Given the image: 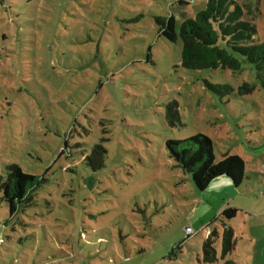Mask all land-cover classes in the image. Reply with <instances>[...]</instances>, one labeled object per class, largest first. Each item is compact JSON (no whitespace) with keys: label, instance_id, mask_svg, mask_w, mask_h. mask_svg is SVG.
Returning <instances> with one entry per match:
<instances>
[{"label":"rangeland","instance_id":"1","mask_svg":"<svg viewBox=\"0 0 264 264\" xmlns=\"http://www.w3.org/2000/svg\"><path fill=\"white\" fill-rule=\"evenodd\" d=\"M180 1L0 0V264H264V79L244 60L239 72L182 68L180 38L157 20L178 31L205 1ZM251 4L263 41L264 0ZM196 134L216 162L243 159L240 186L197 191L166 147ZM10 165L39 183L13 216ZM227 207L235 244L222 256Z\"/></svg>","mask_w":264,"mask_h":264},{"label":"trees","instance_id":"2","mask_svg":"<svg viewBox=\"0 0 264 264\" xmlns=\"http://www.w3.org/2000/svg\"><path fill=\"white\" fill-rule=\"evenodd\" d=\"M205 6L194 17L180 24L177 31L176 19H158L160 34L168 42L181 40V67L188 70H225L239 72L242 61L253 65L257 75L264 79V40H258L257 27L254 23L252 0H204ZM180 3L186 4L185 0ZM207 87L214 92L222 93L218 86L209 83ZM243 90V91H242ZM252 88L244 85L239 92L248 93ZM229 91L225 88V92ZM168 116L177 117V113L167 110ZM171 157L185 173L191 176L197 191L204 192L210 183L220 177L228 178L232 185L238 187L245 176V162L238 155H225L216 162L212 140L196 134L186 140L166 142ZM105 150L95 146L88 159L93 168L103 166ZM93 159V162H92ZM7 177L1 182L3 200L9 204L10 216L19 209L29 207L33 194L39 187L38 178L24 173L20 167H7ZM237 209L224 208L218 220L222 225V256L234 249L233 230L227 224L236 217ZM217 219V218H216ZM224 219L225 221H223ZM217 220V221H218ZM217 236L216 228L203 243L202 253L206 263L217 261L213 236ZM182 244L178 245L179 250ZM177 256V252H175ZM228 264V263H225Z\"/></svg>","mask_w":264,"mask_h":264},{"label":"crops","instance_id":"3","mask_svg":"<svg viewBox=\"0 0 264 264\" xmlns=\"http://www.w3.org/2000/svg\"><path fill=\"white\" fill-rule=\"evenodd\" d=\"M218 184H220L219 186H221L224 189V191L228 190V192H230L231 189L232 190L234 189L231 181L226 177H220V178L213 180L210 183V185L208 186V188H210L211 186H214V185H218ZM208 188H207V190H208Z\"/></svg>","mask_w":264,"mask_h":264},{"label":"built area","instance_id":"4","mask_svg":"<svg viewBox=\"0 0 264 264\" xmlns=\"http://www.w3.org/2000/svg\"><path fill=\"white\" fill-rule=\"evenodd\" d=\"M185 232H186L187 237H190L196 234V232H193V230L190 227H186ZM174 249H178V247L176 246L174 247Z\"/></svg>","mask_w":264,"mask_h":264},{"label":"water","instance_id":"5","mask_svg":"<svg viewBox=\"0 0 264 264\" xmlns=\"http://www.w3.org/2000/svg\"><path fill=\"white\" fill-rule=\"evenodd\" d=\"M85 183H86V185H87V186H89V185H90L89 181H86Z\"/></svg>","mask_w":264,"mask_h":264}]
</instances>
